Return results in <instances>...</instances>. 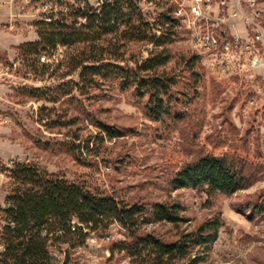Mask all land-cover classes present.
<instances>
[{
	"label": "rangeland",
	"instance_id": "obj_1",
	"mask_svg": "<svg viewBox=\"0 0 264 264\" xmlns=\"http://www.w3.org/2000/svg\"><path fill=\"white\" fill-rule=\"evenodd\" d=\"M0 3L7 9L6 19L22 11L13 0ZM237 25L242 31L239 34H246L243 26ZM0 29L26 42L41 40L37 29L27 25L6 27L2 22ZM92 33L102 49L118 40L113 33ZM23 43L13 45L7 53L0 51V207L5 206L12 183L5 167L23 161L37 163L50 173L72 181L86 180L128 200L147 204L161 200L181 202L183 215L189 218L187 223L177 227L149 224L143 228L156 230L165 238L221 214L224 225L203 264H264V216L245 210L248 202L264 192L263 49L203 50L182 33L168 45L172 60L166 69L178 72L183 68L182 57L197 55L202 75L200 94L183 120L162 123L148 116L144 99L137 98L131 89L122 90L116 81L100 87L83 86L80 69H75L71 61L84 44L63 46L55 54L51 46H41L38 55H47L49 61L40 64L38 55H21L19 46ZM153 47L152 43L132 41L118 47V52L134 65ZM61 84L72 87V92L57 102L29 93L35 88ZM48 118L57 122L46 125ZM95 120L114 125L125 135L114 139L106 136L101 142L95 139L99 131ZM73 133H78L80 140H75ZM88 138H92L90 148L98 155L86 148ZM74 140L82 141L81 152L76 151L82 153V159L63 145ZM205 152L246 156L253 163V178L245 188L231 194L210 196L194 188L175 190L170 185L172 174L184 162ZM4 224L0 210V232ZM85 232L86 237L76 233L69 235L66 242H53L49 247L51 256L59 264L65 260L68 264H138L124 252L111 251L113 242L127 239L126 230L118 222L110 221L106 230L93 232L87 228Z\"/></svg>",
	"mask_w": 264,
	"mask_h": 264
},
{
	"label": "trees",
	"instance_id": "obj_2",
	"mask_svg": "<svg viewBox=\"0 0 264 264\" xmlns=\"http://www.w3.org/2000/svg\"><path fill=\"white\" fill-rule=\"evenodd\" d=\"M172 11L173 6H170L160 15L162 32L156 35L134 0H114L101 14H89L87 22L79 26L64 22L38 23L41 40L23 43L19 50L23 57L29 58L38 55L41 46H51L52 54H55L63 46L82 43V51L71 63L75 69H80V81L85 88L116 81L122 90L131 89L137 98L145 100L144 108L151 119L179 123L190 113V104L200 94L202 75L197 68V55L182 57L183 68L178 72L166 69L172 60L168 45L182 34L174 26ZM93 31L116 34L118 40L108 49H102L97 45ZM132 41L154 45L149 55L137 59L134 65L125 61L124 53L118 52V47ZM41 56L38 55V63L44 64ZM71 92L72 87L63 84L29 91L35 98L52 102ZM84 113L90 118L89 113ZM56 122L48 118L45 124L52 126ZM93 122L99 128L95 139L101 142L106 136L114 139L125 135L114 125L99 120ZM72 136L75 140L81 138L78 133ZM91 139L88 138L86 148L91 154L98 155L90 148ZM75 140L63 145L82 159V153L77 154L81 152L82 141L76 143ZM4 170L12 183L5 206L0 207L5 220L0 232V245L5 247L0 251V264H53L54 258L49 252L53 242H66L69 235L76 233L86 237L85 228L93 232L106 230L110 221L118 222L127 234V239L112 243L113 253L124 252L138 264H203L224 225L221 214H217L194 229H184L173 238H165L156 230L145 231L143 228L149 224L169 223L177 227L187 223L189 218L183 215L185 208L179 201L161 200L147 204L141 200H128L86 180L72 181L50 173L32 162H17ZM254 172L253 163L246 156L236 152H205L184 162L170 177V185L175 190L194 188L210 196L231 194L245 188ZM9 202L10 206L7 205ZM245 210L264 216V192L248 202ZM74 220L83 227L72 230ZM43 229L47 230L46 235L42 234Z\"/></svg>",
	"mask_w": 264,
	"mask_h": 264
},
{
	"label": "built area",
	"instance_id": "obj_3",
	"mask_svg": "<svg viewBox=\"0 0 264 264\" xmlns=\"http://www.w3.org/2000/svg\"><path fill=\"white\" fill-rule=\"evenodd\" d=\"M20 8V15L9 17L6 27L27 25L37 29L38 23H67L79 26L85 24L88 15L101 14L106 5L114 0H13ZM137 8L148 22L152 32L160 35L162 24L160 15L173 6L175 28L188 35L190 41L203 50L234 48L264 50V0H134ZM27 11L31 13L26 14ZM25 15V16H24ZM231 18H238L231 21ZM237 24L243 26L238 30ZM236 31L233 33V31ZM61 48H59L60 50ZM41 61H49L47 55ZM11 205V203H7ZM83 227L78 220L72 222V230ZM87 228H85L86 230ZM62 233V231H59ZM46 235L47 230L43 229ZM5 249L0 245V251ZM54 258V257H53ZM53 264H59L54 258Z\"/></svg>",
	"mask_w": 264,
	"mask_h": 264
},
{
	"label": "crops",
	"instance_id": "obj_4",
	"mask_svg": "<svg viewBox=\"0 0 264 264\" xmlns=\"http://www.w3.org/2000/svg\"><path fill=\"white\" fill-rule=\"evenodd\" d=\"M6 16H7V9H5L0 3V24L4 22V20H6ZM23 42H26V41H24V39L22 40V38L19 35L7 33L0 29V51L1 52L7 53V51L9 52L12 49L13 45H18L19 43H23ZM3 202H4V199H3Z\"/></svg>",
	"mask_w": 264,
	"mask_h": 264
}]
</instances>
